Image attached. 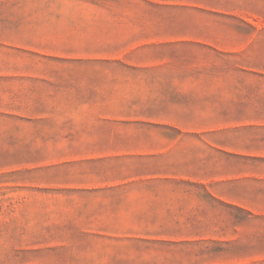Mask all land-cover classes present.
<instances>
[{
  "label": "crops",
  "instance_id": "obj_1",
  "mask_svg": "<svg viewBox=\"0 0 264 264\" xmlns=\"http://www.w3.org/2000/svg\"><path fill=\"white\" fill-rule=\"evenodd\" d=\"M83 3L89 7L70 17H0V40L23 47L29 38L102 41L132 31L149 45L264 56V0H148L146 15L133 17ZM230 20L251 30L231 28ZM2 106L8 119L27 126L113 119L156 127L143 143L84 158L101 162L107 174L80 189L180 224L155 232L195 236L154 243L178 248L193 263L264 264L246 256L252 244L231 250L235 234L264 231V68H0Z\"/></svg>",
  "mask_w": 264,
  "mask_h": 264
},
{
  "label": "rangeland",
  "instance_id": "obj_2",
  "mask_svg": "<svg viewBox=\"0 0 264 264\" xmlns=\"http://www.w3.org/2000/svg\"><path fill=\"white\" fill-rule=\"evenodd\" d=\"M87 1L98 2L90 11L110 16L146 15L148 6V0H0V17H70L89 7L83 3ZM229 25L251 30L236 20ZM111 38H29L23 47L0 40V68H264V56L248 55L257 50L234 55L195 43L149 45L132 31ZM34 47L56 48L57 54L31 50ZM4 108L0 107V264H196L178 248L154 243L195 236L155 232L181 229L180 224L141 217L126 202L97 199L79 187L107 174L101 162L84 158L143 143L150 139L147 131L156 127L113 119L27 126L8 119ZM235 236L232 252L248 243L253 246L246 252L248 258H264V231Z\"/></svg>",
  "mask_w": 264,
  "mask_h": 264
},
{
  "label": "trees",
  "instance_id": "obj_3",
  "mask_svg": "<svg viewBox=\"0 0 264 264\" xmlns=\"http://www.w3.org/2000/svg\"><path fill=\"white\" fill-rule=\"evenodd\" d=\"M205 46H207V47H209V48H211V49H213V50H215L216 52H219V53H221V54H228V53H230V52L220 50V49L215 48V47L210 46V45H205Z\"/></svg>",
  "mask_w": 264,
  "mask_h": 264
}]
</instances>
